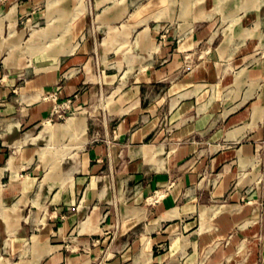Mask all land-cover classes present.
<instances>
[{
    "label": "crops",
    "instance_id": "obj_1",
    "mask_svg": "<svg viewBox=\"0 0 264 264\" xmlns=\"http://www.w3.org/2000/svg\"><path fill=\"white\" fill-rule=\"evenodd\" d=\"M38 1L0 0V264H264V0L247 9L238 7L244 0L222 9L217 0H152L163 14L140 23L141 33L169 29L168 57L144 63L110 107L102 105L108 74L90 73L80 41L83 10L69 21L63 46L73 50L47 47L54 57L44 68H54L11 72L24 48L16 23ZM233 10L227 45L188 61L197 44L216 41L217 11ZM95 90L107 111L88 122ZM65 99L84 113L74 117H85L86 140L51 168L55 156L40 154L52 139L44 122ZM27 203L23 222L11 225L8 211Z\"/></svg>",
    "mask_w": 264,
    "mask_h": 264
},
{
    "label": "rangeland",
    "instance_id": "obj_2",
    "mask_svg": "<svg viewBox=\"0 0 264 264\" xmlns=\"http://www.w3.org/2000/svg\"><path fill=\"white\" fill-rule=\"evenodd\" d=\"M226 1L227 0H217V8L222 9L223 3ZM100 2L101 0L96 1L97 4ZM144 2L145 0H103L100 4L96 5L95 0H39L37 3L33 4L29 10L30 12L16 23L18 29L24 30L21 32L22 38L20 39L24 48L22 47L21 50H18L22 54V56H19L21 57V64L13 67L9 66L10 68L7 67L8 63L3 64L7 65L6 68H9L12 73H23L22 76H30L34 72V66L37 71L54 68H44L46 67L44 62L46 63L54 57L53 55H46L47 47L52 46L56 42L57 46H63L65 44L68 36L67 30L69 28V21L83 10V14L86 15V27L85 31L81 34L82 38L80 41H85L89 46L88 55L91 61L90 73L97 74L98 76L101 72L102 77L105 73L108 74V79H106L102 85L103 92L107 96H104V99L106 98L107 102L102 100V105L105 107L107 104V106L110 107L114 100V95L119 90L132 84L133 77L140 72V68L145 66L144 63L150 60L154 64L168 57V51L166 52L164 50L166 49L165 40H169L170 36L169 29L162 28L158 30L157 33L149 29V31L147 30V33L144 34L141 33L142 25L140 24L142 22L145 23L151 17H160L163 14L164 7L163 5L154 4L151 0L142 8L141 5ZM262 2L263 0H244L238 7L243 9L258 8ZM232 3L233 2L230 4ZM191 4L192 3H184V15L190 12ZM123 6L126 7L125 12L122 11L120 16L114 17ZM72 8H74V10L69 14L67 19V11L72 10ZM15 9V7H12L8 12V18H14ZM134 11L138 14L137 16L132 13ZM103 12L105 15H103ZM224 14L225 15L217 11L216 16L211 20V23H214V29H216V41L211 44L205 41L200 42L195 46L194 52L192 51L193 49L186 51L193 52L192 54H187L186 58L188 61L192 59L190 61L192 62L196 57L203 58L212 55L217 51L215 46L219 41L222 42V46L227 45L226 40L223 39L225 34L227 35L230 31V27L238 24V16L234 15L236 14V10H233V13L228 11V13L225 12ZM227 14H231V18H228L226 16ZM142 15L143 17L139 18ZM65 19H67V21H65ZM156 22L157 21L151 19L149 25L152 26ZM177 24L178 21L173 22L171 28H175ZM53 27H56L55 32L51 30ZM145 28L147 29V26H145ZM17 35L18 32L12 24L10 31V40L13 44V49L11 51L12 55L15 49H20L19 45L13 40ZM5 41H8V39H5ZM151 44H157L155 50L149 49V47L152 46ZM174 44L176 45L175 40ZM62 48L64 49H61V53H66L72 51L74 46L71 45L69 48L63 46ZM40 56L41 58L37 59ZM13 58L14 56H12L11 59ZM5 60H9V58ZM186 66L187 65L184 67ZM80 68H82V66ZM95 91L96 93L90 104L92 106H98L100 112L97 113V108L92 110V106L91 110L86 108V115L89 116V113H92L88 122L92 121V119L99 122V118H102L104 115L103 111H107V109H102L100 107V92L99 90ZM76 110L78 111L72 110L71 102L65 99L64 102L57 107L55 113L49 116L51 120L49 119L44 122L45 129L49 132V136L52 139L47 140L44 138L41 141L40 147H43V149L40 151V154L42 156L46 154L48 158L55 156L50 162L51 168L58 165L69 148H79L86 140L87 124L85 117L78 119L84 113L80 115L79 109ZM74 116L78 118L76 119ZM66 118L68 119L66 120ZM64 121L66 122L64 123ZM61 122L63 123L58 125L55 124ZM90 125L97 126L94 123H89V126ZM51 126L55 129L53 133L51 131ZM92 131L93 135L95 134V138L100 137L98 131L94 132L93 129ZM59 133L62 135L67 134L70 137V141L61 134L56 137V134ZM28 195L35 197L34 192ZM33 197H29L28 200ZM34 203L37 202L34 201ZM39 206L42 205L39 204ZM30 207V203H27L17 207L14 211H8L9 223L14 225L15 223L23 222L24 216L28 213ZM32 210L38 213L40 211V209L35 207L32 208ZM3 215L6 217L5 212H3ZM2 224L3 222L0 215V228ZM162 247L168 248V246Z\"/></svg>",
    "mask_w": 264,
    "mask_h": 264
},
{
    "label": "built area",
    "instance_id": "obj_3",
    "mask_svg": "<svg viewBox=\"0 0 264 264\" xmlns=\"http://www.w3.org/2000/svg\"><path fill=\"white\" fill-rule=\"evenodd\" d=\"M54 111H56V110H54ZM51 115H53V113H51ZM157 198H158V193H154L153 196L150 198L149 201L153 202V201H155Z\"/></svg>",
    "mask_w": 264,
    "mask_h": 264
},
{
    "label": "bare ground",
    "instance_id": "obj_4",
    "mask_svg": "<svg viewBox=\"0 0 264 264\" xmlns=\"http://www.w3.org/2000/svg\"><path fill=\"white\" fill-rule=\"evenodd\" d=\"M38 65V64H37Z\"/></svg>",
    "mask_w": 264,
    "mask_h": 264
}]
</instances>
